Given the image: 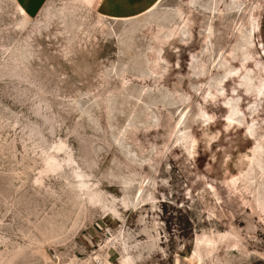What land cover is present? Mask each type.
<instances>
[{
    "label": "rangeland",
    "instance_id": "374dc122",
    "mask_svg": "<svg viewBox=\"0 0 264 264\" xmlns=\"http://www.w3.org/2000/svg\"><path fill=\"white\" fill-rule=\"evenodd\" d=\"M264 0H0V264H264Z\"/></svg>",
    "mask_w": 264,
    "mask_h": 264
},
{
    "label": "crops",
    "instance_id": "0c3cea01",
    "mask_svg": "<svg viewBox=\"0 0 264 264\" xmlns=\"http://www.w3.org/2000/svg\"><path fill=\"white\" fill-rule=\"evenodd\" d=\"M260 27H259V36L261 38V41L264 45V4L262 6L261 12H260Z\"/></svg>",
    "mask_w": 264,
    "mask_h": 264
}]
</instances>
